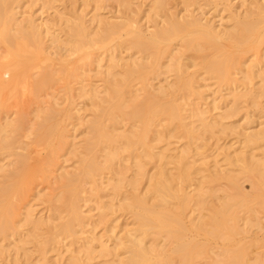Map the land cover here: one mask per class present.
Returning a JSON list of instances; mask_svg holds the SVG:
<instances>
[{"label": "rangeland", "instance_id": "obj_1", "mask_svg": "<svg viewBox=\"0 0 264 264\" xmlns=\"http://www.w3.org/2000/svg\"><path fill=\"white\" fill-rule=\"evenodd\" d=\"M19 1H22V7L18 9V11L20 12V15H18L19 19H25L30 16L37 17L39 15H42L43 19L40 20H43V23H47V25H51V20H53V23L56 20H60V22H55L54 25H51L50 32L53 33V31H55V33L60 34L62 40L67 39L68 35H70L72 32L70 30L72 24L66 23V19L69 18L73 20L77 14H82L83 16H85V23L91 31H95L97 29V25L96 23H92L90 25L89 20L95 12H99L104 20H108L111 22L125 21L126 19L132 20L133 22H135L134 25L140 26L142 28L146 36H149L153 30L158 28V26H166L169 18L174 16L178 17L179 19H187L191 15H195L201 18L204 23L210 21L211 23L215 24L217 28H231V25L233 24V15L236 14L244 16L246 15V13H253L254 18H260L264 16L263 13L258 14L257 8V4H261L262 6H264V0H163L161 5H157L155 3L156 0H129L130 3L128 1L127 3H121L118 0H48L50 4L53 1L52 5H49L50 8H42L43 2H46L47 0ZM263 27L264 23L262 24V28ZM41 28L45 29L46 27L43 24ZM43 38L44 45L46 44L45 46L47 47V49L44 53L39 54L37 58L45 59L46 61L41 65L40 68L30 69V71H28L26 75L30 76L32 81L41 79V77L42 79L45 77L44 79L47 81L46 78L50 76V80L48 79L47 85H44L40 88V90L38 89L34 93L32 90L28 91L29 84L27 85L25 83H22L24 85H22L21 83L18 84L17 90H12L11 87H7L8 90L5 93L6 95L3 97V100L0 103V125H6L9 121H15L10 122V133H8L5 137V139H10L12 141V149L7 150L6 153L5 150H0V167H5H3V169H0V187L2 188L9 181L11 182L17 168L19 169L21 167L20 165L22 163L20 164V162H23L25 159L26 163H28L29 171L26 174L27 177L24 181L26 182V185H29V192H26L24 200H22V203H20L21 206L19 205V208L21 207V210H18V212H20L21 214L18 213V216H16L14 220L12 219L10 225L12 229L14 223L18 225L17 221L20 220V218L24 217V215L22 214H25V211H27L29 207L35 209V213L37 215H53L55 213L54 208L53 206L50 207V204L46 200L53 198V195L58 194L62 190V183L64 182L63 176L66 172H77L78 175L70 187L71 194L69 193L67 195V202L71 200L72 202H76L80 206H82V211L84 212L86 217H88V220L86 219V226L82 233L77 234L76 237L69 238L61 244H56L49 250V252L47 253V262H44L42 253V247H44L42 241L46 240V238L49 239L51 237L50 233L46 229V226H38V228L32 229L27 225L21 224V228L19 227V231L21 233L20 235H0V247L3 250L2 252L0 251V264H107V262L119 264V256L107 255L106 253H103L100 250L101 245L99 243H101V241H108L107 244L114 246V242L116 241L113 240L112 235L114 234L110 232L113 230L114 225L117 226L115 231L118 232V235H123L125 229L135 226V214L139 209L136 207H134L133 209L125 207L124 202H122L121 199L127 195L144 194L148 188L149 178L151 174L153 172H156V170H158V167H160L161 163H164L165 160H160L158 155L155 156L156 158H150L146 154H142L143 161L146 162L145 164L147 171L144 178L140 180L138 188H134L128 185V181L134 179L135 175L137 174L136 166H134V163L129 158L128 151H123V153L121 152L120 158L117 159L118 161L116 160V163L113 165L112 170H106L104 174L96 176L97 182L94 183H97L98 189L90 180V182L87 181V171L89 168V164L95 158H97L100 163L104 161L105 153L102 151V145L104 143L107 131L112 130L108 127L110 125L109 115L114 109L118 108L122 104L124 99H128L130 101L134 100L133 93L128 94L129 90H133L136 87H141L144 84L147 85L148 83L149 87L147 89H149L153 94L161 96V99L158 98L160 102L171 101L175 98H178V101H181V97L184 99L187 98L186 96L188 95V93L185 94L184 84L191 80L194 81L195 90L202 94L204 93L203 100L197 99L196 102L193 101L192 103H198V107H200L201 110L211 107L209 114L217 120L220 119L222 121L223 118L227 117L222 121L227 125H220V127L216 126L213 130H211L213 132L210 131L209 133V130L208 132L203 131L205 130V128L203 129L202 126H198V116L193 117V119L192 117H189V119L187 117L188 113L182 112L183 115L187 118H185L184 122L188 124V122L194 121V126H198V130L196 129L197 135H203L204 138L201 136H197L198 138L196 139L195 136V139L193 138L192 141H189L185 136L177 137L176 135L173 137H168L166 135L167 131L163 129L169 123L167 122L168 120L166 117H163L160 122L156 123V125H154L156 127L152 126V128L154 129V131H152L156 132V134L153 132L151 134V138H155L153 139V141H151V144L156 146V152L162 150L168 153L176 154V150L179 152V150L181 149H185L186 151L187 149H189L190 152L187 151L189 153L188 156L190 157L189 161L191 159V161L196 160L192 162L191 165H193L194 167V164L196 162L195 168L197 167L198 170L193 168V183L191 182L192 184L185 188L186 192L188 191V193L191 195L193 194V196L196 195L197 192L200 193V184L201 186H203V190H206V188L208 190L210 188L209 190L211 195L209 194L210 198H208L205 202V208L203 210L201 209L203 207L198 206L197 201L195 200L192 201L190 206L183 212H181L176 206L172 207L173 213L179 216L183 224L186 226L187 229L186 231H184V234L187 238H189L192 246L194 247L190 264H216L218 261L224 260L225 257L221 254V252L226 247L245 248L247 257L250 259L251 263L264 264L263 201L259 200L258 202H256L253 199L251 202H249V206L253 207V210L251 212H248L247 210L244 211V209L240 211V208L237 209V212L239 211V214H237L240 216H238V226H240V232L233 234L231 239H225L224 237L215 238L212 235L207 234L204 229L193 226L194 222H196V219L195 221L192 220L193 218L197 217L198 214H201L200 212H202L206 216L205 222H208V219L213 214L214 210L222 205L221 201L224 202L223 199L226 198L224 197V195H235L233 193L235 189H233L232 186H230L231 184L226 181L227 178L226 180L224 179L225 177L232 175L236 176L238 180L240 179L239 182L241 183L242 191L249 196H253L256 192V186L254 183L255 179L249 177L246 172L238 170L237 165H234L235 169H237L234 170V166H231L222 158H225V154L229 152H233L232 156H235L237 154L236 152L240 151V149H238V146H241V144L243 143V133L264 128V97L262 96L256 99L259 101L258 103L257 101H254V103H257L254 104L252 102L253 100L251 101V99L247 100L244 97L240 99L241 97L239 96L241 92L243 93V95L241 96H244V93L247 92L244 90L238 93L239 95H237L236 100V93L232 88L234 86L227 85L228 83H222L218 80V78L211 76L207 72L206 66L209 58L223 57L238 53L236 50L237 46L229 43L227 46L222 47L220 50H215L211 47H201L202 49H189L184 46V41L173 39L170 42H164L160 44L161 50L157 52V55H154L149 54V51L137 52V50L129 48L127 44H122L123 47H120V43L124 40L126 42L129 38L123 33L122 35H114L112 39H109L100 46L92 45L89 49H84L82 52L69 54L63 49L64 45L61 41V43H51L52 36L50 34L45 32ZM253 38L254 37L252 36L249 39V42H252ZM247 45L248 44L246 43V46ZM167 47V51L172 52L171 55H168L169 52H164L165 48ZM261 47L262 51L260 50V59L262 58L263 63L261 62L262 65L260 64V67H262L259 68V70L258 67L255 69L257 72L259 71L261 75L256 74L257 72L255 71L256 76L253 82L250 84V86L254 89L257 87V90L264 88L262 87L264 86V78H262L264 77V43L261 45ZM5 53V46L0 44V56ZM87 55L91 57L88 58L86 57ZM110 55L115 56L117 57V59H119V66L118 68H115V71L117 70L119 72H121L122 69L126 68L127 63L138 57L139 59L144 57V59L140 60L145 63H148V61L153 62V64L145 70L131 75L127 79V86L123 88L119 95L113 100H109L107 93H105V91L103 90L104 86L106 85V80L110 79L108 74H105V72H107L106 70H108L106 69V67H108L110 65L109 62L112 61V56L110 57ZM172 56H175L176 58L181 57V59H183V68L179 73H176L174 71H165L167 70L165 66H167V64L170 62V58ZM246 56L248 58L246 60V64H243V69L239 71L237 75L234 74L235 76H233L235 78H238L237 83L241 81L243 82V80L245 79L243 76L246 75V70L249 69V67L254 64L253 61L257 59V56L253 55L252 51L248 52ZM16 59L17 56L15 55H7L5 59L3 57L0 58V64L14 62ZM162 63H164V65H162ZM195 63L199 64L196 65ZM72 71L76 72V78L66 77L65 79L64 77L63 79L62 73L68 75ZM24 72V68L20 67L18 70L13 71L11 75L16 77L18 76V79H20L23 76ZM42 74L44 75L42 76ZM58 74L61 76H57ZM116 78L121 79L122 75L119 74L118 76H116ZM51 80H53L54 82ZM82 85H85L87 89H90L91 86L96 87L98 85V98H95L94 100L92 98L88 99V97L83 96V93L81 92ZM117 87L121 88V86L118 85ZM160 87H163L165 88L164 90H167L163 91L166 95H164V93H159L160 91L158 92ZM22 91L24 93H22ZM135 92L137 94L140 93L139 100L143 101L145 96L143 90L138 91L139 93L137 91ZM184 95L186 96L184 97ZM188 98L189 100L187 102L190 101V98L191 100L193 99V97ZM229 99L234 104L237 101L236 109H234L235 111H230L231 108H228V106L232 107V109L235 108L233 104L232 106H230ZM245 99L247 102L245 101ZM185 102L186 101L184 100V103ZM93 103L94 105L98 103L96 104V106L99 105V108L92 105ZM214 103L219 106L217 109H213ZM226 103H228L229 105L225 106ZM53 107L56 111L53 113V117L51 116V123H53L57 132L65 129V133L67 134V137L65 138L67 139V141L64 139L62 145L65 143V141L67 142V144H64L65 147L61 145L60 149L61 147L62 149H57V151H52V149L50 148L51 142L49 141H47V143L45 144H42L43 142L39 141L37 135V129L40 128L38 124H40V122L43 121V118L46 117V110ZM158 108L159 106L152 108L151 110L157 111ZM225 108H227V110L229 109L230 113L233 112V116L228 113L229 111H225L228 116L225 115V117L221 118V115L225 114L223 113L224 110H226ZM40 109H43V111ZM79 109L80 113L78 112L76 114ZM123 109L126 111H133L132 106H129L128 104H125ZM38 111L42 112H39V114L41 115L38 114ZM100 112H102V116L99 125L97 126V128H92L90 126L89 120L94 119V117ZM118 119L117 129H113V131H115L116 133L127 134V132L134 129L132 127L133 122L130 119H126L123 117H120ZM14 123H16V127L14 126ZM231 125L232 128H230ZM224 128H226V130ZM161 133L162 135L165 133V135H163L164 137L161 140H158L159 137L157 139L155 136H157L158 134L161 135ZM180 133H182L181 129L179 130V135ZM89 137L94 138V143L92 144L91 149L86 150V141L89 140ZM95 137H97L96 140ZM191 145L192 148H187ZM230 145L233 148H231ZM197 146L199 147L197 148L198 150L202 148L200 152L197 151ZM234 146L236 148L235 150ZM263 146V142L262 144H260L259 142L258 147L256 146L257 148L255 147V149L252 150V152L254 151L253 154L255 155L253 160L264 158ZM243 149L241 148V150ZM58 151L60 153H58ZM138 152H141V149L138 150ZM22 157L24 159H21ZM215 159H217L218 161L220 160V163H214V161L216 162ZM50 161L52 162L50 163ZM173 161L174 160L165 165L170 169L169 171L171 172V174H174V172L176 174L178 166H176V160L175 162ZM41 167L45 168L47 171L45 170L43 173H41V171L38 170V168L41 169ZM119 173H122L123 176H125L127 179L124 177V183L119 189V192L121 193L120 196L118 198H114L112 195V184L115 183L116 179L120 178ZM9 175L11 178L9 177ZM246 177L249 178V180ZM110 179L113 181H111ZM250 180H252L253 182ZM2 181L4 182V185ZM200 181L202 183L199 184ZM202 184H204L205 186ZM93 186L95 187L93 188ZM197 187H200V190H198ZM83 189L84 192H82ZM15 196L16 194L13 193L9 199L15 200ZM87 198L89 200L85 202ZM55 199L56 198H54V200ZM98 202L101 203L98 204ZM104 202H108V211L107 213H105L107 218L105 215L104 217L100 218L98 205L100 206ZM25 204L28 205L25 206ZM60 209L64 210V212L61 213L58 211L56 216L58 217L59 215H62L63 219L61 220V222H65L66 219H68V210H66V207H62ZM249 213H253V217ZM248 214L252 218H257L258 221L256 219H252L251 221H249V223H246L247 219L245 221V217L248 216ZM90 216H94L95 219H98V221L96 223H91V220L89 219ZM17 217H19V219ZM54 223H58L57 219L56 221H54ZM91 224H97V227L95 229L96 238L94 239V242L92 241L91 243V245H93L94 249H96L97 251L95 250L92 255H89L91 257H88V254L86 255L85 252H82V246L85 245L87 240H90L89 230L92 229ZM230 224H234V220L230 221ZM32 231L33 233H35L33 234ZM36 234H38L39 236ZM35 235L37 238L35 237ZM152 236L153 235L149 236V239L150 237L152 238ZM41 238L44 240H42ZM99 238L101 241L99 240ZM157 238L158 239L152 238L151 240H149L150 242H148V245L155 243L158 249H161L162 246H166L163 254L164 256L169 255L171 246L176 243L174 242V239H170V237H167V235L165 234H162L160 237H158L157 235ZM71 239H73L76 243L71 247L69 246V244L68 246H63L64 243H68V241ZM39 241H41V243ZM18 247L22 250L20 249V252L17 255V253L15 252ZM68 247L75 250L77 259L75 258V260H69V252L67 251ZM26 249L27 252H23V250ZM80 250L81 253L79 252ZM99 250L100 252H98ZM24 254L25 256H23ZM120 257H122V255H120ZM256 258H260L261 262L256 263ZM173 264L183 263L181 261V258L176 257L174 258Z\"/></svg>", "mask_w": 264, "mask_h": 264}, {"label": "bare ground", "instance_id": "obj_2", "mask_svg": "<svg viewBox=\"0 0 264 264\" xmlns=\"http://www.w3.org/2000/svg\"><path fill=\"white\" fill-rule=\"evenodd\" d=\"M118 1H120L121 3H127L128 1L130 3L129 0H118ZM21 2L19 0H0V44L4 45L6 48V53L0 56V58L3 57L5 59L7 55L17 56V59L14 62L0 64V103L3 100V97L6 95L5 93L8 90L7 87H11L12 90H17L18 84L25 83L27 85L29 84L28 91L32 90L34 93L38 89L40 90V88L43 87L44 85H47L48 79L50 80V76L46 78L47 81L44 79L45 77L43 79L41 77V79L38 80L33 79L35 81H32L30 76L26 75V73L30 71V69L40 68L41 65L46 61L45 59L37 58L39 54L44 53L47 49V47L45 46L46 44L44 45V38H43L45 32L52 36L51 39L52 44L56 42L59 43L62 42L64 45L63 49L69 54L82 52L84 49H89L92 45L100 46L109 39H112L114 35H122L123 33L127 35L129 38L126 42L125 40L122 41L119 45L120 47H123L122 44H127L129 48L135 49L137 50V52L149 51V54H154V55H157V52L161 50L160 44L164 42H170L173 39L184 41V46L189 49L211 47L215 50H220L222 47L227 46L229 43H231L237 46L236 50L238 53L223 57L209 58L206 65L207 72L211 76L218 78L220 82L228 83L227 85L234 86L232 88L236 93L235 99L237 95H239L238 93L244 90L247 92L244 93V96H241L243 95V93L241 92L239 96L241 97L240 99L244 97L247 100L250 99L251 101L253 100L252 101L253 103L254 101H257L258 103L259 100L256 99L262 96L264 97V88L257 90L256 89L257 87L254 89L250 86V84L253 82L256 76L255 69L258 67L259 70V68L262 67V66L260 67L261 62L263 63L262 58L260 59V55H261L260 50L262 51L261 45L264 43V27L262 28V24L264 23V16L260 18H254L253 13H246V15L244 16L239 14L233 15L232 18L233 24L231 25V28L230 27L217 28V26L211 23L210 21L204 23L201 18L195 15H191L187 19H179L178 17L174 16L169 18L166 26L159 27L157 25L158 28L153 30L149 36H146L142 28L140 26L134 25L135 22H133L132 20L126 19L125 21L111 22L108 20H104L99 12H95L89 20L90 25L92 23H96L97 25V29L95 31H91L90 28L85 23L86 22L84 19L85 16H83L82 14H77L73 20L69 18L66 19L65 21L66 23L72 24L70 28L72 32L70 35H68L67 39L62 40L60 34L55 33V31H53V33L50 32L51 25H54L55 22H60V20L59 21L56 20L54 23L53 20H51L50 23L51 25H47V23H43V20H40L43 19L42 15H39L37 17L30 16L25 19H19L18 15H20V12L18 11V9L22 7ZM162 2L163 0H156L155 3L157 5H161ZM52 3L50 4V2L47 0L46 2H43L42 8L45 7L50 8L49 5H52ZM257 8H258V14H262V13L264 14V6H262L261 4H257ZM43 24L45 25L46 30L41 28ZM252 36L254 38L252 42H249V39ZM246 43L248 44L247 46ZM167 50L168 47L165 48L164 52H169L168 55H171L172 52ZM250 51L253 52V55L257 56V59H255L253 61L254 64L251 65L249 69L246 70L245 73L246 75L243 76L245 78L244 79L245 81L243 80V82L241 81L237 83L238 78H235L233 76H235L234 74L237 75L238 72L243 69V64H246V60L248 58L246 54ZM88 55L86 57L88 58L91 57ZM111 56L112 55H110V57ZM140 59H144V57ZM140 59L139 57L133 60L131 59L132 61L126 64V68L122 69L121 72H119L117 70L115 71V68L116 67L118 68L119 66V61H118L119 59H117V57L115 56H112V61H110L111 63L109 62L110 65L106 67V69L108 70H106L107 72H105V74L106 73L108 74L110 79L106 80V85L104 86L103 89L105 93H107L109 100L115 99L119 95L121 90L127 86L128 84L127 79L131 75L139 71L145 70L146 68L150 67L153 64V62L151 61L145 63ZM182 60L183 59H181V57L176 58L175 56H172L170 58V62L167 64V66H165L167 69L165 71L168 72L174 71L176 73L181 72L183 68ZM195 64L198 65L199 63H195ZM162 65H164V63H162ZM20 67H23L25 72L23 73V76L20 79H18V76L17 77L13 76L11 75V73L15 70H18ZM73 72L75 71L70 72V74L68 75L62 73L63 79L64 77L65 79L66 77L76 78V72L75 73ZM59 74L57 76H61ZM119 74L122 75L121 79L116 78V76H118ZM256 74H260L259 71ZM43 75L44 74H42V76ZM262 76H263V71H262ZM117 85L121 86V88L117 87ZM91 87L90 89H87L85 85H82L81 92L83 93V96L88 97V99L92 98L95 100V98H98V94H99L98 85L96 87L95 86H91ZM148 87L149 85L147 83V85L144 84L141 87H136L133 90H129L128 94L133 93L134 100L130 101L128 99L127 100L124 99L122 104L110 113L109 115L110 125L108 127L112 130L107 131L105 135L104 143L102 145V151L105 153L104 161H103L104 163L103 162L100 163L97 158L93 159L90 162L87 171V181L90 180L92 183L97 182L96 176L104 174L106 170H110V169L112 170L113 165L116 163V160L120 158V154L121 152L123 153V151L129 152L128 156L134 163V166H136L137 174L135 175V178L128 181V185L134 188H138L140 180L144 178L147 171L145 164L146 162L143 161L142 154H146L150 158H153L156 155H158L160 160H165V161L164 163H161L160 167H158V170H156V172H153L151 174L149 178L148 188L144 194L127 195L121 199L122 202H124L125 207H128L130 209L136 207L139 209L136 211L135 214V219H134L135 226L132 228L125 229L123 235H118V232L115 231L117 226L114 225L113 230L110 231L111 233L114 234L112 235L113 240L116 241L114 242V246L107 244L108 241L107 242L101 241L99 238V240L101 241V243H99L101 245V249L100 248L99 249L103 253H106L107 255L119 256V264H173L174 258L176 257L181 258L183 264H190L194 247L192 246L189 238H187L186 235L184 234V231H186L187 229L186 226L183 224L181 218L173 213L172 207L176 206L181 212H183L190 206L192 201L195 200L197 201L198 206L203 207L201 208L203 210L205 208L204 206L205 202L207 201L208 198H210L209 197L210 188L208 189L209 190L208 191L207 188L204 187L207 190L206 191L204 189L205 190L204 191L202 188L203 186H201L200 184L202 182L200 181L199 184L201 188L200 187L199 188L201 190L197 187L198 190H200V193L197 192L196 195L193 196V194L192 195L189 194L188 191L186 192L185 188H187L189 185L193 183L192 180L194 178L192 177L194 176L192 174L194 170L193 168H195L196 166L195 165L196 162L194 164V167L193 165H191V163L196 160L191 161L192 160L191 159L190 160L191 162L189 161L190 158L188 156L189 154L188 152H190L189 149H187L188 152L185 149H181L179 150V152L176 150L177 152L176 154L168 153L162 150L161 151L158 150L159 152H156L155 151L156 146L151 144V141L155 139V138L153 139L151 138V134L154 131L152 126L160 122L163 117H166L168 120L167 122L169 123L167 125L165 124L166 126L163 129L167 131L166 135L168 137H173L176 135L177 137L185 136L186 138H188L189 141H192V139L195 136L196 139L199 136L203 137V135L199 134L198 136L196 133V131L198 130L197 129L198 126L199 127L202 126L203 129L205 128V130L203 131L208 132L209 130V133L216 126L220 127V125L224 126V124L226 126L227 124L223 123L222 121L223 119L225 120L227 118V117L226 118L223 117H225V115L228 116L226 112H228L229 109L227 110V108H225L226 110H224L223 112L225 114H223L224 116L221 115V118H223L221 121L219 118H218L219 120H217L209 114L211 107H209L208 109L205 108L204 110L203 109L201 110V108L198 107L199 106L198 103L193 104L192 102L193 101L196 102L197 99L203 100L204 93L202 94L197 90H195L194 81L192 80L184 84L185 94L188 93V95L187 96L184 95V97L186 96L187 98L184 99L182 97L180 98V100L182 99L181 101L183 102L178 101L179 100L178 98L172 99L171 101L160 102L158 98L161 99V96L157 94L156 95L153 94L149 89H147ZM164 89L165 88L160 87L158 92L160 91L159 93H164V95H166L165 92L163 91H167V90ZM142 90L145 94L143 101L139 100L140 93L138 92ZM135 91H137L139 94H137ZM22 93L24 92L22 91ZM188 97H193L192 100L190 98L191 102L190 101L187 102L189 100ZM184 100L186 101L185 103ZM229 101H230L229 103L230 106H232L233 104L235 108L232 109V107H229L228 103H226L225 106H228V108H231L230 111H233L234 109H236L237 101L235 104L232 103L230 99ZM257 103L255 102L254 104ZM96 104L94 105L93 103L92 105L99 108V105L96 106ZM125 104L132 106L133 111L124 110L123 108ZM157 106H159L157 111L151 110L152 108H155ZM186 106L189 107L187 108ZM213 106H214L213 109H217L219 107L216 105V103H214ZM40 110L43 111V109ZM55 111L56 110L54 109V107L46 110V112L44 111L46 113L45 114L46 117L43 118V121L40 122V124H38L40 128L37 129V135L39 141H42L43 142L42 144L47 143V141L51 142L50 148L52 149V151L54 150L57 151V149L61 150L62 147L60 149V146L62 145L64 139L67 137V134L65 133L66 132L65 129L57 132L55 126L53 125V123H51V119H52L51 116L53 117V113ZM79 111L80 109L76 112V114ZM230 111L228 113H230ZM39 112L42 113L41 111H38V114ZM182 112H187L188 118L192 117L193 119V117L198 116L199 119L197 121L199 125L194 126L195 124L193 123L194 121L191 122L190 120L188 124L184 122L186 116H184ZM230 114L232 115L233 112H231ZM101 116H102V112L98 113L94 117V119L89 120L90 126L92 128H97L101 120ZM120 117L130 119L133 122L132 127L134 129L132 131L127 132V134L116 133L115 131H113V129L114 130L117 129V124L119 120L118 118ZM13 121H9L6 125L3 124L0 125V145H1L0 150L1 151L5 150V153L7 150L12 149L11 147L12 141L10 139L8 140L5 139V137L8 133H10L9 132L10 130L9 128L11 126L10 122ZM14 124H15L14 126L16 127V123ZM179 128L181 129L182 132L180 133V135H179V130H180ZM230 128H232V125L230 126ZM224 129L226 130V128ZM153 133L156 134V132ZM243 134H244L243 135L244 139H242V142L244 144L242 143L241 146H238L239 147L238 149H240V151L239 152L235 151L237 154L235 153L236 155L235 156L233 155L234 156L233 157L232 156L233 152L230 153L227 150L229 153L226 152L227 154H225V158L222 159L225 162L227 161L228 164H230L231 166L237 165L238 170L246 172L249 177L255 179L254 183L256 186L255 188L256 192L254 191L255 194L253 196H249L248 194L244 193L242 191L241 183L239 182L240 179L238 180L236 176L227 175L228 177L224 178L225 180L227 178L226 181H228L231 184L230 186H232V188L235 189L233 191L235 195L233 196H231V194L224 195V197H226L227 199L224 198L223 199L224 202L221 201L222 205L219 206V208L215 209L213 214L210 212L212 215L208 219L209 220L208 222H205L206 216L202 212H200L201 214H198V216L196 215L197 217L192 219L194 221L196 219V222H194L193 226L204 229L207 234H210L215 238L224 237L225 239H231L233 234L240 232L239 230L240 226H238L239 225L238 220L240 217L238 215L239 211L237 212L238 208H240L239 209L240 211L244 209V211L247 210L248 212H251L253 210V207L249 206V202H251L253 199L256 202L260 200L263 201L264 203V158L253 160L255 155L253 154L254 151L252 152V150H254L256 146L258 147L259 142L260 144H262L263 142L264 145V128L258 129L256 131L254 130L250 132L247 131L246 133ZM163 135H165V133ZM163 135L161 133V135L158 134L155 137L157 139L159 137L158 140H161L164 137ZM96 138L97 137H95V140ZM65 140L67 141V139ZM66 141L64 144H67ZM86 142H87L86 145L87 148L85 147V149L86 150L91 149L92 144L94 143V138L89 137V140ZM64 144L62 146H64ZM240 147L242 149L243 148L245 149L241 150ZM187 148H192V145ZM197 148L199 147L197 146L196 149ZM231 148L233 147L231 146ZM140 149L141 152H138V150ZM235 149L236 148L234 146V150ZM200 150H202V148H200ZM200 150L197 149L198 152H200ZM58 153L60 152L58 151ZM21 159L24 158L22 157ZM172 160H174L173 162H175L176 160L177 163L176 166H178L176 174L175 172L174 174H171V172L169 171L170 169L166 167V165L172 162ZM215 160L216 162L214 161V163L216 164H218V162L220 163V160L219 161L217 159ZM52 161H50V163ZM20 164L19 165L21 167L19 169L17 168L16 172L12 177L11 182L9 181L10 183L8 182L6 185H4V182L2 181L4 187L2 188L0 187L1 188L0 189V235H4V236L8 234H10V236L20 235L21 233L19 231V227L21 226V224L27 225L32 229L38 228V226H46V229L50 233L51 237L49 239L46 238V240L42 239L43 237L41 238L42 240H44L42 241L44 247H42L43 249L42 248L41 249L43 253V260L44 262H47L48 260L47 253L51 248H53L56 244H61L62 242H65L69 238L76 237L77 234L82 233L85 229L87 222L86 219L88 220V217H86V215L82 211V206H80L76 202L75 203L72 202L71 200L67 202V195L70 193V187L75 181L78 173L66 172L65 175L63 176L64 182L62 183V190L60 189L61 191L58 194L53 195V198H50L51 197L50 195L49 197L50 199L46 200L50 204V207L53 206L54 208L55 213L53 215H49V216L37 215L35 213V209L29 207L27 211H25L26 213L24 212L25 214H22L24 215V217L20 218V220L17 221L18 225L14 223V226L11 229L10 225L12 219L14 220V218L18 216V213L21 214L20 212H18V210L19 211L21 210L20 209L21 207L19 208V205L20 203H22V200H24L26 192L27 191L29 192V185L28 184L26 185L25 184L26 182L24 181L26 180L27 177L26 174L29 171L28 163H26V160L24 159V161L20 162ZM3 167L4 166H1L0 169H3ZM195 169L198 170L197 167ZM38 170L41 171V173H43L46 169L41 167V169L38 168ZM234 170H237L235 169V166H234ZM119 174H120V178L116 179L115 183L112 184V189H113L112 195L114 198H118L120 196L121 193L119 192V189L122 187L124 183L125 176H123L122 173ZM247 179L249 180V178ZM94 185L97 187V183L96 184L94 183ZM95 186H93V188ZM82 192H84V189ZM13 193L16 194L15 196L16 198L15 200L14 199L10 200L9 198L10 196H12ZM54 198L56 199L54 200ZM87 200L89 199L87 198L85 202ZM100 203L98 202V204ZM27 205L25 204V206ZM62 207L63 208L66 207L67 208L66 210H68L67 212L69 213L68 219H66L65 222H61V220L63 219L62 215H59L58 217L56 216L58 211L61 213L64 212V210L60 209ZM98 210L100 215L99 217L100 218L104 217L105 213H107L108 211V202L107 203L104 202L100 206L98 205ZM249 214L248 216L253 215V213L250 215ZM248 216H246L247 218L245 217V221L247 219L246 223H249V221H251L252 219H256L258 221L257 218L255 217L252 218L253 216L252 217L251 216L248 217ZM17 218L19 219V217ZM56 219L58 223H54ZM89 219L91 220V223L92 222L96 223L98 221V219H95L94 216H90ZM233 220H234V224H230V221ZM91 225H92V229L89 230L90 240H87L85 245L82 246V252H85L86 255L88 254L87 255L88 257H91L89 255H92L96 250L94 249L93 245H91V243L92 241L94 242V239L96 238L95 229L97 227V224H91ZM162 234L167 235V237H170V239L172 240L174 239V242H176L173 245L171 244L172 246L170 249V254L167 256H164L163 254V251L166 246L165 247L162 246L161 249H158L155 243L148 245V242H150L149 240H151L152 238L158 239L157 235L158 237H160ZM151 235L153 236L152 238L150 237L149 239V236ZM73 239L69 240L68 243H64L63 246L66 245L68 246L69 244V246L71 247L73 244L76 243ZM39 242L41 243V241ZM70 247H68L67 249V251L69 252V256H68L69 260L70 259L75 260L76 258L75 250L71 249ZM20 249L21 248L19 247L17 248L15 252L17 253V255L20 252ZM100 250L98 252H100ZM0 251L1 252L3 251L1 247H0ZM25 251L27 252V249L23 250V252ZM79 252L81 253V250ZM221 254L225 258L223 257L224 260L222 261H218V262L216 261L217 262L216 264H253L250 262V259L247 257L245 248L242 247L239 248L226 247L222 250ZM120 255H122V257H120ZM23 256H25V254ZM255 262L260 263L261 259L256 258ZM107 264H113V263L107 262Z\"/></svg>", "mask_w": 264, "mask_h": 264}]
</instances>
